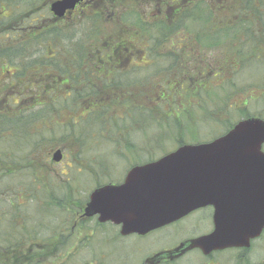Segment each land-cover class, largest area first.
Returning a JSON list of instances; mask_svg holds the SVG:
<instances>
[{"label":"flooded vegetation","instance_id":"af4514ba","mask_svg":"<svg viewBox=\"0 0 264 264\" xmlns=\"http://www.w3.org/2000/svg\"><path fill=\"white\" fill-rule=\"evenodd\" d=\"M57 1L60 0H0V95L10 91L11 79L21 76H29V79L50 76L61 79L64 76L71 102L74 93L78 92L85 96L81 99L85 103L83 107H112L117 111H122V108L128 111L151 107L161 119L160 107H173L183 100V96L191 98L200 110L209 107L210 113L214 110L216 113V108L223 106L215 104L213 97L204 100L202 95L217 90L225 81V76L222 73L217 75L215 63L205 61L201 50L197 56L198 41L185 38L187 19L193 17L188 20L192 21L193 29L199 31L201 16L208 12L216 14L217 0H80L62 13L52 10V4ZM227 14H232V10H228ZM106 23L113 24V28L107 32L101 31V26ZM192 47L196 48L195 58L189 59L197 62L188 71L185 51ZM59 63L62 65L60 68ZM35 67L39 71L35 72ZM42 69L48 73L42 74ZM59 70L65 74L59 75ZM224 86L219 88V92L230 90L228 83L226 88ZM58 90L59 87H55L53 91ZM228 102L227 107H230ZM186 110L183 109L185 121ZM258 115L263 117L261 112ZM228 117L230 115L221 121L225 124L230 122ZM174 119L177 121V118ZM194 122L195 118L193 125ZM121 129L124 132L123 126L118 130ZM220 135L197 141L185 140L184 136H172L170 139L173 141L167 148L163 145V136L143 137L138 141L131 140L129 136H103L99 141L104 139L113 148L108 154L110 158H103L99 152L83 153L84 168L80 171L92 183L93 180L97 181L92 184L91 190L105 184L118 185L136 165L155 161L181 144L211 142ZM170 144L173 146L169 147ZM154 150H160L158 153L162 154L153 157ZM141 152L149 154L143 161L135 156ZM129 158L123 174L115 177L112 172L116 161ZM68 165L73 166V161ZM88 198L89 194L84 204L67 216L68 221L61 234V242L65 243V247L53 248L48 250L49 253L64 251V254L69 255L76 250V253L86 250L89 233H95L88 231L85 223H93L94 229L100 231L111 227L115 229L113 237L148 236L155 242L148 251L136 248L130 255H118L115 261L118 264H251L249 251L259 245L260 252L264 246L259 244L264 242L263 228L258 236L249 240L248 246L226 245L210 249L190 247L187 243L189 240L205 237L214 230L215 208L212 204L200 206L145 234L122 235L121 225L99 222L98 215H83ZM3 206L0 205V222L8 216ZM24 215L18 211L12 217L23 220L19 227L24 226ZM18 235L16 247L0 249V264H10L8 259L15 254L19 255L20 263L18 259L12 258L11 264H25L27 252L37 250L25 248V238L20 232ZM162 235L165 236L163 240ZM79 239L81 243H75ZM182 244L183 249L180 248ZM161 253L165 254L157 257ZM106 257L105 253L98 251L95 259L87 264H106Z\"/></svg>","mask_w":264,"mask_h":264},{"label":"rangeland","instance_id":"374dc122","mask_svg":"<svg viewBox=\"0 0 264 264\" xmlns=\"http://www.w3.org/2000/svg\"><path fill=\"white\" fill-rule=\"evenodd\" d=\"M188 19H192L191 17ZM186 21V24L190 27V29L194 28V25L192 24L191 20ZM113 28V24H104L101 26V31H109ZM205 52V53H204ZM203 57H205V61L210 60L215 62L217 59H219V55H217L218 51H215V53H209L208 51H204ZM210 56V58H208ZM214 64V63H212ZM27 66V65H26ZM33 68V66L31 67ZM187 68L191 70V65H188ZM35 72L39 71L38 67H35ZM42 74H47L48 72H45L44 69L41 70ZM34 74V73H33ZM217 75H220L218 73ZM225 78L230 77V71L225 73ZM259 75L260 77H264V62L260 63H254L250 65L248 68H246L244 71H241L237 75V83L241 82L242 78H245V76H254ZM29 76H21L18 79H14V81L11 79V89H20L21 91L18 93H14L15 91H9L6 94H1L2 100L0 101V107H9V109L17 110L21 109V107H39V105L35 104V99L33 96H29V93H38L41 92V86L37 84V81L39 78H30L34 81V84H37L34 88V84L31 85L30 83L23 82V80H29L27 78ZM51 77V76H50ZM50 77H44L46 83L48 84L47 88L45 89V92L49 88H51V84L54 85L52 87L51 92L54 90L55 86L59 85H65L66 78L63 77L61 79L56 78H50ZM59 80V81H58ZM199 85V84H198ZM60 95L65 94V89L63 87H59ZM264 92L262 90H254L253 95L254 98L250 101H247L244 109L249 114H257V113H263L264 116V96L261 97V94ZM57 94V96H59ZM197 100L198 97L196 95H193ZM261 97V98H260ZM61 98V97H60ZM58 98V99H60ZM178 99V97H176ZM236 98V96H235ZM238 98V97H237ZM236 98V99H237ZM44 100L48 101L50 103V96L49 98L47 96L43 97ZM191 98H187L186 96H183L182 101H178L173 107L171 105L169 107H160L161 109V119H159V116L155 113V111L151 107H144V111L139 109H133L131 111H127L126 109L122 108V111H117L112 109V107H107L103 113L107 116L108 122H106V125H110L112 121H110L109 116H114V119L121 120L122 119V113L125 116V127L124 132L123 129L118 130L116 135L118 136H129L131 140L138 141L139 139L143 137H149V138H155L159 136H163V145L164 147H168V144L171 143L170 137L175 136L174 131V125H181L182 130L184 129L185 125H187V121H185V114L183 112V109H188L189 111H193L194 118H195V128L197 129V133L193 132V135L190 133H185V140L188 141H197V140H209L212 137H215L219 134H223L225 126L219 127L215 121H212L211 119L205 117L204 110L199 107H196L191 101ZM240 101V100H239ZM81 105L79 107H83L85 103H82V101H79ZM186 105H185V104ZM54 104L57 106L58 103L54 101ZM184 106H187L184 108ZM51 107V105L49 106ZM207 108V107H206ZM67 109V110H66ZM78 112H75L74 114H69L68 108L61 107L58 112H54V116L51 114V118L48 116H44L42 118H37V121H35L32 125L35 128L38 127H44V126H52V124L61 123L62 121H65L69 117H74V119H77L79 116L83 115L84 111L80 108L78 109ZM231 110V109H229ZM128 113V114H127ZM31 115L32 112L25 111L24 115ZM35 115V114H33ZM222 118L226 117L225 113L220 114ZM123 116V119H124ZM174 118H177V121L174 120ZM227 118V117H226ZM225 118V119H226ZM230 119V122L232 120L237 121L239 120V114L235 111L231 112V116L228 117ZM164 119V120H163ZM123 126V124H121ZM120 123H117L115 126H118L121 128ZM169 126V127H168ZM27 127V134H35V136H45L46 138H49L50 141L47 143H43L39 146V148L35 151H33L30 155H26L28 152V149L26 150V153L21 154V157L18 155L16 156L15 160L12 162L10 160L14 157L13 153L15 154L16 151V145L12 142V139H3L1 142L2 146L9 147L10 149L14 150L13 152L9 151L8 155L9 157L6 158L2 156V160L6 161L3 162L0 159V205H5L3 207L6 208V211H8L7 215L15 216L18 211H22L23 214H28V219L25 221V215H24V222L25 225L29 226V229L32 227H35L39 229L40 235L37 237L26 236L25 231L19 232L22 234V236L25 238L24 247L29 248L31 243L35 241H40V239H43V236L46 237L49 235V231L54 229L62 230L64 231L66 224H67V216L71 214L70 208L63 207L61 209H57L54 206L53 201H63L66 202L69 198L72 197V193L69 194L67 192V183H65V179L67 181L68 172H70L69 177L73 178V187H81V190H76L74 192L75 200L77 201H83L87 199L88 193L91 191L92 184L91 180L88 177H81L83 176L81 173H78L77 170H73L70 167L67 166V164L71 161V158H73L72 152V146L68 145V139L67 142L64 138L61 136L65 135V132L69 130H64V128H61L60 126H54L55 128V134L56 137H53L50 133L46 134H36L32 128H29V125H26ZM119 128V129H120ZM168 128H172V133L169 134ZM93 136H95V133H92ZM104 135H107L104 133ZM110 135L115 134L114 128L110 130ZM195 137V138H193ZM93 138V137H92ZM18 140V139H17ZM88 140V138H86ZM95 140H99L98 138H95ZM8 141V143H6ZM16 142V141H15ZM21 145H24L25 140L20 139L18 141ZM100 143L103 145L97 149L99 153L102 154V157L110 158L109 153L113 151V148L111 145H108V143H105L104 139H101ZM173 145L170 144L169 147H172ZM59 147L63 151V157L62 160L58 163H54L50 157L52 151ZM263 151H264V144H263ZM160 150H154L153 157H157L161 154L158 153ZM74 152V151H73ZM69 153V154H68ZM17 155V153H16ZM139 161H143L146 159V156H149L146 152H141L138 155H135ZM128 160L126 161H116V167L112 174L115 177H118L123 174L124 170L127 168ZM78 162V161H77ZM76 161H73L74 164L77 163ZM27 167L29 170H27ZM14 171L9 173V170ZM67 169V171H66ZM66 172V174H65ZM47 174V179L43 181L42 179ZM56 178V181L54 180V177ZM76 178V179H75ZM75 179V180H74ZM63 184L64 187H60L58 185ZM66 185V187H65ZM71 185V186H72ZM72 187V189H74ZM71 190V189H70ZM69 196V197H68ZM49 205H51L49 207ZM65 205V204H64ZM75 205V204H74ZM14 206V207H13ZM49 207V208H48ZM73 209H78L77 207ZM13 219L10 220V223ZM22 219H18L16 221V224L19 226V223H22ZM36 222V223H35ZM24 225V226H25ZM85 225L88 227V231H94L95 234L89 233L90 237L87 240L86 243V250L83 249L79 253H76V247H74V253H70L69 255L64 254V251L57 252L56 254H51L48 256H44L38 259L37 264H87L90 261H93L96 256V252L100 251L102 253H105L107 255L106 257V264H118L116 261V257L118 255L124 254V255H130L131 253L136 251V248L144 249L145 251H148L151 247V244L154 245L155 242H152V239L147 237H136V236H130V237H113L115 233V229L113 230L111 227H102L103 230L97 229L93 227V223H85ZM2 226L4 227V223H2ZM5 228V227H4ZM1 229V224H0ZM5 234L10 235L11 233H8L6 231H3ZM19 235H17V232L15 236L11 239V243L14 245L17 242ZM164 235H162V240L164 239ZM29 239V240H28ZM264 239V234H263ZM258 240V239H257ZM256 240V241H257ZM9 242V244H10ZM75 243L80 244L81 239L75 241ZM8 244V245H9ZM12 244V245H13ZM259 244H263L262 241ZM6 244L1 243L0 241V249H9L7 248ZM259 245L253 246V248L249 251V257L251 264H256L258 262L264 263V246L259 252L260 247ZM13 247V246H11ZM110 251V252H108ZM72 255V256H71ZM12 258L18 259V263H20V257L18 254L13 255L8 259V263L11 264ZM17 263V261H16Z\"/></svg>","mask_w":264,"mask_h":264},{"label":"water","instance_id":"95a60500","mask_svg":"<svg viewBox=\"0 0 264 264\" xmlns=\"http://www.w3.org/2000/svg\"><path fill=\"white\" fill-rule=\"evenodd\" d=\"M78 1L54 2L52 10L62 13ZM263 143L264 120L241 119L211 142L183 144L155 161L134 166L121 184L94 189L83 215L121 225L122 235H142L212 204L214 230L189 240L190 247L248 246L264 228ZM61 158V150H55L52 160Z\"/></svg>","mask_w":264,"mask_h":264},{"label":"trees","instance_id":"16d2710c","mask_svg":"<svg viewBox=\"0 0 264 264\" xmlns=\"http://www.w3.org/2000/svg\"><path fill=\"white\" fill-rule=\"evenodd\" d=\"M217 2L218 5L216 14L214 12H208L207 14H203L201 16V28L199 31L190 29L186 25L187 29L185 30V38L186 40L190 41H198L199 44L197 45V56L199 50H201L202 52L208 51L209 53H215V51H218L217 55H219L220 58L214 62L215 72L222 73L224 76H226L225 73L230 71V77L225 79L223 84L217 87V90L209 91L207 93H203L202 95L204 100L208 99L209 97L211 100V98L213 97L215 104H217L218 106H221L223 104L222 107L216 108V113H214L215 110L210 113L208 111L209 107H202V109L204 110L203 115L205 117L215 121L218 125H221L225 124L221 121V113H225L226 117L231 115L232 111H236L239 114V117H249L252 115L260 116L258 114H249L244 109V107L247 104V101H250L254 98V90L259 89L264 92V77H260L259 75L250 77L245 76V78L241 79V82L237 83V75L254 63L264 62V0H217ZM228 10H232V14H227ZM191 18L193 19V17ZM195 50L196 48L192 47L185 51L186 67L188 65H193L194 62H197V60L189 59L195 58ZM201 55H203V53ZM58 67L60 68L62 67V65L59 63ZM191 70L188 69V71ZM58 74L63 76L65 72H61L59 70ZM28 82L33 83L34 81ZM66 82L64 83L65 85L55 86L61 88L63 87V89H65V94L60 95L59 92H56V94L54 95L53 91L51 92L50 90L52 89L53 85L51 84L52 87L48 89L47 92H45L44 88H47L48 84L46 83L44 78L39 79L37 81V84H39V86L42 85L41 92H38L36 94H28L29 96L34 97L36 102L35 104L39 105V107H21V109L17 110L9 109V107H0V159L3 158L2 156L8 158V155H10L9 151H14L9 147L2 146L1 142L3 141V139H12V142L16 145L15 151L17 155L16 153H13V158H11L10 155V160L12 162L15 160L16 156L19 155L21 157V154L23 155V153H26L27 149L28 152L26 153V155H30L33 151L37 150L41 144L45 142L48 143L50 141V139L46 138L45 136H35V134L28 135L26 132V125H29V128H32L36 134L50 133L53 137L57 136L55 134V125L64 128V130H67L70 125L69 130L66 131L65 135L61 137L64 138L66 142L68 139L67 144L72 146V148L70 149H72L71 153H73L74 157L71 158V160L76 162L78 161L72 166V169H75L78 172V170L84 168L82 154L86 153L89 149H93L94 151H97V149H99L101 143L99 140H95V138L99 139L100 137L105 136L103 134V131L108 135V133L110 132L108 130H110L113 126L111 124H117L118 122L120 124L125 123L124 115L121 116V120H117L114 119L113 116H109L112 123L110 125H106L108 119L103 111L107 107H79V105H81L79 104V101L85 98V96H82V94H79L78 92L74 93V100L71 102L70 95H68L67 93ZM227 83L229 84L230 90L227 91L225 89L222 92H219V88H222V86L224 85V87L226 88ZM37 84L33 85L34 88H38L36 87ZM57 94H59V96H57ZM44 96H47L48 98L50 96L51 102L48 103L49 100H44ZM235 96L236 98H238L236 99ZM262 96H264V93L261 94V97ZM2 98L3 97L0 96V101L2 100ZM54 101L58 103L57 106L54 104ZM228 101H230V107H227L229 103ZM50 105L51 107H49ZM61 107L68 108L69 114L71 113L70 111H72L71 114H74L75 112L79 111L78 109L81 108L84 111L83 113L81 112L83 117L79 116L77 119H74V117L71 116L61 123L52 124V126L49 125L35 128L32 125L35 121H37V118H42L44 116H49L51 118L52 116H54V112H58ZM140 110L144 111L145 109ZM25 111L32 112L35 115H24ZM128 111H130V109ZM193 120V111L186 110L187 125H185L183 130L181 128V125H174L175 136L182 137L185 136V133H190L191 135H193V132H196V128L193 125ZM102 121L106 122H104L103 124ZM226 124L222 126H225L224 129L228 130L231 125ZM114 129L118 130L119 127L115 126ZM168 131L169 133H172V128H168ZM92 133H95V136H93ZM19 138L25 140L24 145H21V142H18ZM86 138H88V140H86ZM6 143H8V141H6ZM1 161L6 163V161L2 159ZM27 170H29L28 167ZM8 172L14 173V171L12 170H9ZM67 173L68 177H66L67 181L65 179V183L68 184L67 187L69 189H67V192H69V194L72 193V197L69 198L66 202L60 200L53 201L54 206L52 207H55L57 209H61L63 207H65L66 209L68 207L70 208V211H72L74 210L73 207L79 208L80 206H82L83 201L75 200L74 192L76 190L80 191L81 187L71 186V183H73V178L69 177L70 172L67 171ZM53 177L55 182H57L55 176ZM46 179L47 174L42 180L45 181ZM94 182L97 181L93 180V183ZM58 186L59 188L64 187L63 184ZM72 187L74 189H72ZM50 206L51 205H49V207ZM12 217L13 215L5 216V219L1 220L0 222L1 243L8 245L13 236H15L16 232L18 235L19 230L22 231V229H24V231L26 232V236L28 237H37V235H40L41 232L39 231V229L35 227L29 229V226L25 225V222V226L22 227H19L16 224L17 220L15 219H13L10 223ZM27 219L28 214L26 213L25 221ZM2 223H4L5 228L2 226ZM52 229L53 230L49 231L48 236H43V239H40V241H35L30 244L34 245L37 250L32 253L27 252V254L25 255V264H37L39 258L52 254V252L49 253L48 250L51 251L53 250V248L62 249L63 247H65V243L61 242L63 238L61 237V234L63 233V231L54 228ZM3 231L11 234L7 235ZM65 240L66 239L64 238L63 241ZM12 244L13 243L10 242L7 248H12L11 246H17ZM40 247L42 248L41 250H39ZM29 248L35 249L33 246H29Z\"/></svg>","mask_w":264,"mask_h":264}]
</instances>
